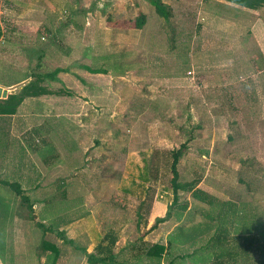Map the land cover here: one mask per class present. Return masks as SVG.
<instances>
[{
	"label": "rangeland",
	"instance_id": "1",
	"mask_svg": "<svg viewBox=\"0 0 264 264\" xmlns=\"http://www.w3.org/2000/svg\"><path fill=\"white\" fill-rule=\"evenodd\" d=\"M161 2L167 18L151 0H0V82H31L30 93L41 83L47 91L28 97L16 115V135L35 146L20 152L21 166L32 163L52 182L50 190L22 191L33 202L51 199L32 205L33 219L17 203L2 224L0 251L11 264H47L42 239L59 248L54 264H105L95 248L102 237L105 246L115 238L111 264H155L133 254L139 242L167 245L156 264H206L212 259L201 247L209 233L169 243L168 235L179 223L209 215L226 221L229 245L247 247V257L237 250L230 263L264 258L258 228L230 224L241 207L246 218L264 219V84L253 79L255 48L246 35L245 47L222 58L213 46L216 33L195 32L197 12L184 10L182 1ZM53 71V78H37ZM180 145L177 180L194 183L178 189L186 216L154 225L173 198L168 151ZM61 182L66 194L87 200L91 216L69 224L84 210L65 199ZM196 188L216 201L194 198ZM9 205L0 199L1 208ZM13 210L21 240L10 231ZM79 247L86 248L74 252Z\"/></svg>",
	"mask_w": 264,
	"mask_h": 264
},
{
	"label": "crops",
	"instance_id": "2",
	"mask_svg": "<svg viewBox=\"0 0 264 264\" xmlns=\"http://www.w3.org/2000/svg\"><path fill=\"white\" fill-rule=\"evenodd\" d=\"M174 2L182 1L184 5V10L189 11H195L192 14L198 16L197 21L195 22L194 28L196 29L195 32H198L201 30H206L209 33H216L217 35V43H214V49L215 52L217 51L218 54L224 58L223 55H226L225 58H227V55H231L232 49H239L242 47H245L244 39L247 35L249 37V40L251 39V42L253 44V47L255 48V54L256 59H253L251 62L254 64L253 73V79L259 80L262 78L264 80V0L261 2V4L255 8H249L246 6H243L241 4L231 2L228 0H203V3H198L199 0H173ZM216 42V41H215ZM245 55V52H243ZM242 55V56H244ZM191 57V54H190ZM251 56H249L250 58ZM221 59V58H220ZM242 59V57H241ZM192 62V58H190V65ZM244 62V61H241ZM197 63V62H195ZM221 63L225 65V67L222 68V71L229 73L231 64L226 63V60H221ZM235 65V62H233ZM222 73V72H221ZM171 76H175L177 72L168 73ZM217 77V76H215ZM214 78V76H213ZM255 81V80H254ZM24 81L17 82L14 85H19L18 88L7 90L8 93H13L15 91H20L23 89L22 86H24ZM257 82H255L256 84ZM9 84H4L0 82V86L3 87H10L13 85L8 86ZM40 87L44 88V85L40 83ZM264 88V87H263ZM261 89V88H260ZM39 88L36 92L28 93L29 95L25 96L20 103L18 104L16 110L13 113L5 114L0 113V161L3 160H12V164H6L3 165V163L0 162V165L3 167L0 169V199L2 201H7L10 205L8 207L16 208L17 203L20 207V196L16 194L15 187H12V185L19 186V189L21 191L25 190H50L52 188V182L50 180L43 181L44 173H42V170L38 169L37 166H34L32 163L29 167L23 168L21 166V161H23V164L25 162V159H22L21 156H19L20 152L27 153L29 150V147L31 149H34L35 146L30 144H23V139L19 138L18 135H16V126L17 120L16 115L19 114L21 106L24 104L25 100H27L28 97L37 98L44 92H38ZM47 93V91L45 92ZM5 96V97H6ZM0 97V98H5ZM3 121L1 118H3ZM18 136V137H17ZM77 146H82V142L79 140V142L76 143ZM32 146V147H31ZM92 146V145H91ZM41 147V145H40ZM39 146L36 147V151L34 152V157H38V150L40 149ZM78 150V148L75 147V150ZM85 152V151H83ZM53 153V150H52ZM52 153L50 155H52ZM32 154V153H30ZM18 155V156H17ZM33 155V154H32ZM19 157V158H18ZM32 158V156H30ZM29 157V158H30ZM39 158V157H38ZM19 162L16 164V161ZM44 161H48L45 159ZM19 165V166H18ZM83 176H86V174L83 172ZM80 177V175H78ZM87 177V176H86ZM64 183V182H63ZM58 187L62 186L60 188V191L65 193L64 197L68 201L76 200L78 203L77 205L82 206L83 212L82 215L77 216L75 219L68 218L69 224L73 222H77L78 220H81L83 217H86L87 215L91 216L89 212H92L86 207V204H88L86 199L80 198V197H71L67 193V190L65 188V185L57 184ZM2 192V194H1ZM90 199V198H89ZM51 199H43L40 198L36 202L30 201L32 205H34L37 208H42L46 205L47 201H50ZM95 204V203H94ZM92 204V205H94ZM85 205V207H84ZM76 208V206L74 207ZM85 208V209H84ZM12 211V210H11ZM14 215L11 213L12 216V227L10 231L13 234L16 232V234H19V239L21 240L20 230L15 227V225L20 224L21 220L19 216L17 215V210H13ZM96 237V236H95ZM98 236L95 238L96 241L98 240ZM10 239V238H9ZM15 242V238L13 240ZM100 241V239L98 240ZM98 241L96 242V245L98 244ZM70 243V240L67 241ZM17 245V244H15ZM92 245V242H91ZM90 245V246H91ZM95 245V246H96ZM86 247H79L78 249L83 252ZM88 249V247H87ZM76 249L74 248V251ZM0 264H5L0 261Z\"/></svg>",
	"mask_w": 264,
	"mask_h": 264
},
{
	"label": "trees",
	"instance_id": "3",
	"mask_svg": "<svg viewBox=\"0 0 264 264\" xmlns=\"http://www.w3.org/2000/svg\"><path fill=\"white\" fill-rule=\"evenodd\" d=\"M231 2H235L238 4H241L243 6L249 7V8H255L261 4L260 0H228ZM151 3L153 4L155 10L161 15L164 16L165 18L168 17V11L166 10L165 5L161 2V0H151ZM3 29L1 26L0 22V36L2 35ZM106 57V56H105ZM188 64V63H187ZM186 64V65H187ZM188 67V66H187ZM103 69L100 68H90V71L93 73L96 72H103ZM56 74V71H53L51 73H43L37 76L38 79H42L44 77H49L53 78V76ZM264 84V80H263ZM39 90L38 92H44L45 89L42 87H38ZM30 90H33V83L29 82L24 85L23 90L20 91L18 94L17 93H11L8 94V96L4 99L5 101L3 104L0 106V113H13L16 110V107L20 103V101L27 95L25 92L30 93ZM169 156L171 157V162H170V171H171V188L173 192V198L168 207L165 210V214L161 217H157L155 220V223L158 222H164L171 218L174 215V218L176 221H182V218L185 217L186 215L183 213V211L186 209V203L179 204L178 203V189H187L189 190L190 188L193 187L194 183H182L177 180L178 178V170H177V165H178V160L180 156L183 154L182 151V145L179 146L177 149H171L168 151ZM12 185V187H15V192L17 195L20 196V204L24 205L25 208L29 211V216L31 219H33V212H32V203L30 202L29 198L27 195L23 194L22 191L19 189V186ZM63 195L65 193L61 192ZM192 196L200 201H204L208 204H211L216 201V199L212 196L206 193L205 191H202L201 189H194L192 191ZM72 202V201H71ZM178 203V204H177ZM75 204V203H74ZM174 205H177L178 211L173 212L172 208ZM244 208V207H243ZM241 207L239 213L234 215V218L230 221L231 227L233 230L239 229V227H243L244 229H255L256 227L258 228V231L261 235V237L264 238V219H252L250 220L249 218H246V213L242 210ZM9 211L11 212V208L7 207V210L3 209L0 207V240H2L1 236V228L2 224L6 222L5 219L7 217L9 218ZM208 214V213H207ZM190 215V212H189ZM239 215V216H238ZM243 215V216H242ZM251 216H254V214H251ZM248 216V217H251ZM238 217V218H237ZM240 217V218H239ZM218 218V217H217ZM221 219V218H219ZM51 225V224H50ZM226 221L222 222V220L215 219L213 215H209V221L205 222H190L188 224L179 223L176 225V227L173 229V231L168 235V243L171 241H179L181 242V238H179L181 235H185L184 237L188 239L192 238L194 239L193 241H196V239L199 236H202L206 233H209L210 235L206 239V245L201 248H206V253L208 256H211V262H207L206 264H232L230 263V257L235 254V252L238 250L241 252L245 257L248 255V250L247 247H244V249L240 248L242 247L240 243H231L230 245L227 242V232L228 229L226 228ZM52 227V225L50 226ZM50 227L44 228V232H47V230L54 232L53 229ZM246 227V228H245ZM179 229V230H178ZM56 232V231H55ZM244 232V231H243ZM110 233H107V235ZM57 235L60 237L62 236V233L57 230ZM106 235V236H107ZM178 237V239H176ZM182 237V238H184ZM104 238L98 242L96 245V252L98 254H103L101 259L102 262L105 264H111L112 259L114 257V253L112 254L111 248L114 243L115 238L109 239L110 244L104 245L102 243L104 241ZM4 240V238H3ZM193 244V243H192ZM190 245V244H189ZM40 246L43 247L44 250L47 251L46 253V263L47 264H54L56 259L59 256V248L54 244L51 243L45 239H42L40 242ZM135 249H137V252L134 251V255L140 254L144 255L149 262L153 263H159L160 259L162 258V255L165 251L166 244L162 242H154V243H143L139 242L138 245H133ZM245 246V245H244ZM247 246V245H246ZM75 251H80L79 249ZM74 251V252H75ZM81 252V251H80ZM79 254V253H78ZM0 261L5 264H11L8 262L0 251ZM229 262V263H228ZM248 262V263H247ZM247 264H264V258L260 257L258 260L255 259L253 261L247 260L245 261ZM125 264V263H124Z\"/></svg>",
	"mask_w": 264,
	"mask_h": 264
},
{
	"label": "water",
	"instance_id": "4",
	"mask_svg": "<svg viewBox=\"0 0 264 264\" xmlns=\"http://www.w3.org/2000/svg\"><path fill=\"white\" fill-rule=\"evenodd\" d=\"M18 86L19 85H13V86H10V87L0 86V97H5L6 93H7V90L16 89V88H18Z\"/></svg>",
	"mask_w": 264,
	"mask_h": 264
}]
</instances>
